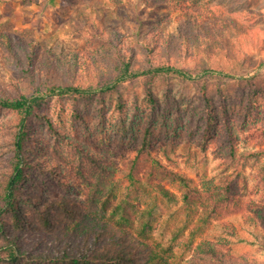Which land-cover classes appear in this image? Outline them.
<instances>
[{
	"label": "trees",
	"instance_id": "trees-1",
	"mask_svg": "<svg viewBox=\"0 0 264 264\" xmlns=\"http://www.w3.org/2000/svg\"><path fill=\"white\" fill-rule=\"evenodd\" d=\"M152 5L168 6L180 12L174 31L163 29L170 24L160 22L144 30L140 24H126L122 19L119 22L124 33L100 31L92 23L100 20L106 10L114 9L101 1L98 10L89 8L78 13L67 25L72 35L84 33L90 40L85 50L60 53L50 42L32 38L19 42L3 35L0 46L8 60L21 67L25 81L22 84L12 81L13 90L0 87V109L15 116L9 140L13 153L10 169L0 181V264H180L183 255L188 253L191 256L184 258L183 264H264V148L239 154L232 124L227 125L222 136L227 146L221 145L217 153L228 160V168L237 158L257 167L250 195L246 193L248 181L244 176L240 185L239 177L233 174L215 180L205 173L197 187L192 186V180L185 175L152 159L154 168L147 176L149 186L169 203L182 202L185 218L174 233L172 244L193 226L192 237L184 242L179 259L171 246H155L150 241L157 221L155 210L148 207L146 201V195H150L141 185H134L136 197L125 195L119 200L115 168L99 164L90 149L72 140L67 139L73 150L70 154L78 168H84L80 171L83 180L90 183L87 200L78 202L75 198L62 197L59 202L50 201L42 207L46 195L36 191L26 197L27 168L32 165L23 154L30 147L35 148L31 151L34 153L45 145L44 138L32 131L30 119L42 117L40 108L48 97L87 99L97 93L112 92L119 85L140 77L175 75L193 80L200 76L194 74L195 71L201 75L220 73L211 67L210 60L222 59L223 55L236 50V37L232 35L229 39L227 34L245 33L222 8L212 7L203 0H153ZM137 54H142L149 64L136 67ZM183 55L194 57L204 65L182 67L177 63ZM243 63L249 68L254 66L250 61L243 60ZM263 65L264 60L258 67ZM226 76L239 78L232 72ZM48 120L49 125L51 120ZM253 137L258 143H264V131L253 133L248 139ZM146 144L144 141L143 145ZM61 161L69 167L75 165V161L60 154L56 167L61 166ZM130 161L128 176L140 182L135 173L139 157ZM45 168L43 176L49 181L48 177L56 169L52 165ZM91 177H94L93 182ZM166 184L182 188L181 199ZM27 198L34 202L37 223L22 207ZM142 202L147 206L144 209L138 207ZM54 208L68 220L62 228L51 220ZM229 218L233 222L225 223ZM208 229L217 234L194 243L199 231L203 233ZM242 232L251 234L253 240L246 239ZM245 242L253 243L259 256L231 252L232 244Z\"/></svg>",
	"mask_w": 264,
	"mask_h": 264
},
{
	"label": "rangeland",
	"instance_id": "rangeland-1",
	"mask_svg": "<svg viewBox=\"0 0 264 264\" xmlns=\"http://www.w3.org/2000/svg\"><path fill=\"white\" fill-rule=\"evenodd\" d=\"M101 1L114 7L92 23L105 33H124L120 19L126 24H140L144 30L152 29L160 22L170 24L163 28L169 31H174L178 26L176 19L180 12L168 6L153 7V0H121V4L117 0H0V45L3 35H7L9 39L19 42L31 38L50 42L52 48L60 53L85 50L90 40L84 33L72 35L67 25L78 13L89 8L98 10ZM203 2L222 8L245 32L240 35L234 31L227 34L229 39L232 35L236 37V50L223 55L222 59L210 60L211 67L220 73L201 75L195 71L194 74L200 76L193 80L175 75L140 77L119 85L112 92L97 93L87 99L48 97L40 108L42 117L30 119L32 131L44 138L45 145L34 153L31 151L35 148L30 147L23 154L32 165L27 168L26 197L34 195L36 191L46 195L42 207L50 201L59 202L62 197L75 198L78 202L87 200L91 187L89 180H83L84 176L80 175L84 168H78L77 161L70 154L73 150L67 139L72 140L90 149L99 164L115 168L119 200L125 195L136 197L134 185H141L150 195L147 197L145 194L148 207L153 208L157 215L150 241L155 246H171L179 259L184 242L192 237L193 226L172 244L174 233L181 228L185 218L182 202L169 203L149 186L147 176L154 168L153 158L167 169L185 175L192 180V186L197 187H200L205 173L215 180L233 174L239 177L240 185L244 182V176L248 181L246 193L250 195L256 182L257 167L237 158L228 168V160L223 159L217 150L221 145L227 146L222 136L228 124H232L237 137L239 154L264 148V143H258L256 137L248 139L253 133L264 131V65L258 67L264 60V0ZM200 55L204 56L202 53ZM243 60L252 62L253 68L247 67ZM147 64L142 54L135 56L136 67ZM177 64L189 68L204 65L186 55ZM20 68L13 60H8L7 53L0 46L2 89L13 90L12 81L21 84L25 81ZM228 72L239 78H229L226 76ZM14 117L9 111L0 109V181L10 169L13 153L9 140L14 130ZM48 119L51 120L49 125ZM144 141L147 143L145 146ZM60 154L75 161L74 167H69L65 161L56 167ZM135 157H139L135 173L140 182L128 176L130 160ZM46 165L56 169L48 177L49 181H45L43 176ZM91 181H94V177H91ZM166 187L181 199L182 188L180 190L172 184H166ZM22 205L27 215L37 223L32 199L27 198ZM138 207L144 209L147 206L142 202ZM51 217L58 228L68 221L55 208ZM224 222H233V219H225ZM26 230L31 231L27 226ZM242 233L246 239L253 240L248 232ZM215 234L216 231L210 229L203 233L199 231L194 243L212 238ZM231 252L259 256L256 246L247 242L232 244ZM190 256V253L183 255L180 264Z\"/></svg>",
	"mask_w": 264,
	"mask_h": 264
}]
</instances>
